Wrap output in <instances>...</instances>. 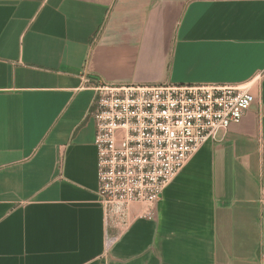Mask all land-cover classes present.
I'll return each instance as SVG.
<instances>
[{
    "label": "crops",
    "instance_id": "1",
    "mask_svg": "<svg viewBox=\"0 0 264 264\" xmlns=\"http://www.w3.org/2000/svg\"><path fill=\"white\" fill-rule=\"evenodd\" d=\"M86 79L257 97L110 250ZM0 264H264V0H0Z\"/></svg>",
    "mask_w": 264,
    "mask_h": 264
},
{
    "label": "built area",
    "instance_id": "2",
    "mask_svg": "<svg viewBox=\"0 0 264 264\" xmlns=\"http://www.w3.org/2000/svg\"><path fill=\"white\" fill-rule=\"evenodd\" d=\"M85 82L96 92L90 115L96 125L97 194L106 211V250L138 216L132 208L157 205L198 150L220 141L257 99L252 86Z\"/></svg>",
    "mask_w": 264,
    "mask_h": 264
}]
</instances>
